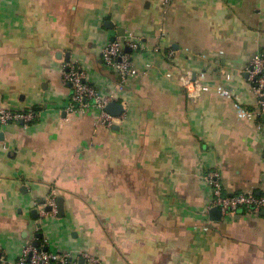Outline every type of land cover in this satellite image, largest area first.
Here are the masks:
<instances>
[{"label":"crops","instance_id":"1","mask_svg":"<svg viewBox=\"0 0 264 264\" xmlns=\"http://www.w3.org/2000/svg\"><path fill=\"white\" fill-rule=\"evenodd\" d=\"M130 34L141 72L120 90L102 50ZM259 52L264 0H0V109L38 112L0 127V264L39 232L74 264L82 252L100 264H264V209L213 220L205 176L219 170L229 196L264 193V118L246 76ZM67 61L123 105L113 126L93 105L68 110ZM186 73L210 88L196 102ZM59 197L63 216L44 214L40 201Z\"/></svg>","mask_w":264,"mask_h":264},{"label":"built area","instance_id":"2","mask_svg":"<svg viewBox=\"0 0 264 264\" xmlns=\"http://www.w3.org/2000/svg\"><path fill=\"white\" fill-rule=\"evenodd\" d=\"M172 0H163L165 5L171 3ZM129 47L132 51H138L141 48V41L134 35L127 38L116 39L109 42L102 50V59L105 65L112 69L120 79L117 89L122 90L126 81L133 76L138 75L141 71L136 66L132 53L126 52L125 48ZM156 50H158L156 48ZM168 58H174L173 50L168 52ZM248 79L252 85L253 91L258 99V109L254 112L256 116L264 114V52L255 54L248 66L246 67ZM63 77L71 89L68 110H76L78 107L95 106L100 110L98 119L99 123L106 127H111L116 123V116L106 111V106L113 101L112 94L106 95L90 83L76 61H67L63 67ZM227 79L231 76L227 75ZM182 86L192 102L198 101L202 95L210 88L207 84L186 73L181 76ZM224 94H230L231 89L223 88ZM94 100V103L92 101ZM38 117V112L31 111H14L8 108L0 109V127L10 122H22L30 124ZM206 180L209 182L213 190V199L209 206L219 207L223 216L234 215L239 209L260 211L264 208V193H239L236 195L224 194L223 184L221 181V173L219 170H212L207 173ZM52 207L50 213L57 214L58 207L55 198H51L45 203ZM44 209V208H43ZM45 214V210H42ZM80 257L86 260L87 264H100L98 258L92 256L88 252H82ZM79 257L71 252H55L38 248L33 244H28L23 248L15 264H74L78 263Z\"/></svg>","mask_w":264,"mask_h":264},{"label":"water","instance_id":"3","mask_svg":"<svg viewBox=\"0 0 264 264\" xmlns=\"http://www.w3.org/2000/svg\"><path fill=\"white\" fill-rule=\"evenodd\" d=\"M112 27H113V25H112ZM123 34V31H122V33L120 34V32H119V35H122ZM118 35V36H119ZM116 38H117V36H115L112 40L114 41V40H116ZM247 77H248V74L246 75ZM92 103H94V100L92 101ZM106 111L108 112V113H110V114H112L113 116H120L123 112H124V107H123V105L121 104V103H119V102H116V101H112V102H110L107 106H106ZM263 118H264V114H263ZM40 203L41 204H44V210L45 211H47V212H49V211H51V209H52V207L50 206V205H45V201H40ZM57 207H58V213H59V215H60V217L61 216H63V213H64V200H63V198L62 197H59L58 199H57ZM264 209V208H263ZM243 210L244 209H239L238 210V213H241V212H243ZM32 213H33V215H34V217L35 218H38L39 217V212H38V210L37 209H34L33 211H32ZM210 213H211V218L213 219V220H221L222 219V212H221V210H220V208L219 207H213L212 209H211V211H210ZM37 236L39 237V239L38 240H35L34 241V245L36 246V247H38V248H43L44 250H49V248L48 247H41V238H43V236H44V234L42 233V232H39L38 234H37ZM2 258V253L0 252V259ZM81 263L82 264H84L85 263V259H81Z\"/></svg>","mask_w":264,"mask_h":264}]
</instances>
